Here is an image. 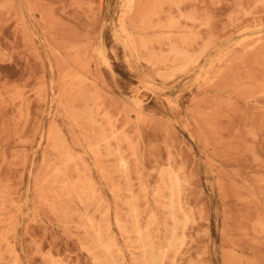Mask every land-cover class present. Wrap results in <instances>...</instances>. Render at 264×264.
<instances>
[{"label": "rangeland", "instance_id": "obj_1", "mask_svg": "<svg viewBox=\"0 0 264 264\" xmlns=\"http://www.w3.org/2000/svg\"><path fill=\"white\" fill-rule=\"evenodd\" d=\"M126 4L0 0V264H264V0Z\"/></svg>", "mask_w": 264, "mask_h": 264}, {"label": "bare ground", "instance_id": "obj_2", "mask_svg": "<svg viewBox=\"0 0 264 264\" xmlns=\"http://www.w3.org/2000/svg\"><path fill=\"white\" fill-rule=\"evenodd\" d=\"M127 1H128V4H126V5H128L129 8H130V7L132 8V5L134 4V1H135V0H127ZM126 8H127V6H126ZM131 10H132V9H131ZM123 13L126 14V12H124V11H123ZM123 13H122V14H123ZM126 15H127V14H126ZM118 20H119V19H118ZM121 20H122V18H121ZM122 21H123V20H122ZM118 22H120V21H118ZM123 26H124V25H122V27H121L122 29H123ZM125 28H126V27H125ZM124 32H125V30H124ZM124 32H123V33H124ZM127 32H128V31H127ZM131 34H132V33H131ZM260 34H261V33H260ZM127 36H129V35L127 34ZM130 37H131V36H130ZM246 37H247V36H246ZM243 38H244V37H243ZM248 38H249V37H248ZM246 40H247V39H246ZM255 43H256V42H255ZM101 54H102V53H101ZM100 56H101V55H100ZM197 56H198V55H197ZM191 58H194V59H195V57H191ZM104 59H105V57H104ZM105 60H106V59H105ZM196 60H197V59H196ZM187 62H188V61H187ZM104 64H105V63H104ZM214 64H215V63H214ZM187 65H188V63H187ZM204 71H205V70H204ZM200 74H201V73H200ZM200 74H199V75H200ZM199 75H198V77H199ZM200 78H201V77H200ZM166 99H167V98H166ZM173 104H174V103H173ZM172 177H173V176H172ZM171 181H173V180H171ZM171 181H170V182H171ZM178 181H179V180H178ZM174 182L176 183V181H175V177H174V181H173V183H174ZM173 183H171V184H173ZM176 184H177V183H176ZM173 185H174V184H173ZM175 186H176V185H175ZM178 186H179V184H178ZM171 187H172V186H171ZM178 189H179V187H178ZM174 191H175L174 189H173V191H172V189H171V192H172L173 194L175 193ZM176 191H177V190H176ZM177 193H179V192H177ZM174 197H176V196H174ZM173 199H174V198H173ZM170 200H171V199H170ZM174 201H175V199H174ZM176 202H177V201H176ZM178 203H179V202H178ZM171 204H172V203H171ZM172 207H173V206H172ZM174 209H175V208H173V210H174ZM179 209H180V208H179ZM173 210H172V211H173ZM180 210H181V209H180ZM175 212H176V211H175ZM180 212H181V211H180ZM152 213H153V212H152ZM172 213H173V212H172ZM176 214H177V213H176ZM152 215L154 216V214H151L150 217H153ZM173 215H174V214H173ZM173 215L171 214V216H173ZM175 217H176V216H175ZM185 217H186V216H185ZM185 217H184V218H185ZM156 218H157V217H156ZM116 220H117V219H116ZM156 220H157V219H156ZM183 220H184V219H183ZM88 221H89V220H88ZM118 221H119V220H117L116 222H118ZM120 222H121V221H120ZM182 222H183V221H182ZM121 223H122V222H121ZM118 224H119V223H118ZM148 225H149V223H148ZM119 226H120V224H119ZM123 226H124V225H123ZM123 226L120 227V229L123 228ZM109 229H110V228H109ZM158 229H159V228H158ZM173 229H175V228H173ZM121 230H122V229H121ZM147 231H148V230H147ZM177 231H178V229H177ZM137 233L140 234L139 231H138ZM172 234H173V231H172ZM174 234L176 235V233H174ZM139 236H140V235H139ZM173 236H174V235H173ZM109 238H110V237H109ZM109 238H108V239H109ZM171 239H172V238H171ZM171 239H169V240H171ZM137 240H139V239H137ZM147 240H149V235H148V239H147ZM111 242H112V243H111ZM111 242H110L109 244H114L113 241H111ZM114 242H115V241H114ZM173 242H174V241H173ZM174 243H175V242H174ZM174 243H171V244H173L172 246H174ZM177 243H178V242H177ZM169 245H170V244H169ZM148 246H150V245H148ZM172 246H170V248H172ZM110 247H111V245H110ZM114 247H115V246H114ZM142 247H144V246H142ZM142 247H141V248H142ZM145 247H146V246H145ZM168 247H169V246H168ZM107 248H108V247H107ZM142 249H143V248H142ZM160 249H161V248H160ZM160 249H159V250H160ZM164 249H165V248H164ZM166 249H167V248H166ZM106 250H107V249H106ZM145 250H146V249H145ZM147 250H148V248H147ZM108 251H109V250H108ZM110 251H111V250H110ZM161 251H162V250H161ZM120 252H123V251H120ZM143 252H144V251H143ZM109 253H110V252H108V254H109ZM115 253H117V252H115ZM118 253H119V251H118ZM151 254H152V253H151ZM151 254L149 253V255H151ZM158 254H159V253H158ZM160 254H161V252H160ZM165 254H167V253H165ZM161 255H162V254H161ZM162 256H164V255H162ZM143 257H145V256H144V253H143ZM155 257H157V256H155ZM165 257H166V256H165ZM149 258H150V257H149ZM152 258H154V257H152ZM154 259H155V258H154ZM159 259H161V258H159ZM159 259H158V261H159ZM111 260H112V259H111ZM113 260H115V259H113ZM145 261H146V258H145ZM153 261H154V260H153ZM162 261H163V260H162ZM160 262H161V260H160ZM123 263H124V262H123ZM147 263H148V262H147ZM155 263H156V261H155ZM155 263H154V264H155ZM112 264H113V262H112ZM143 264H144V262H143ZM145 264H146V263H145ZM157 264H158V263H157ZM162 264H163V262H162Z\"/></svg>", "mask_w": 264, "mask_h": 264}]
</instances>
